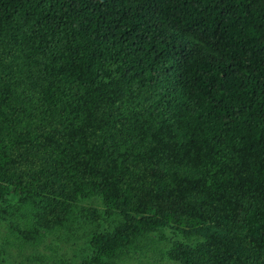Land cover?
<instances>
[{
  "label": "trees",
  "instance_id": "16d2710c",
  "mask_svg": "<svg viewBox=\"0 0 264 264\" xmlns=\"http://www.w3.org/2000/svg\"><path fill=\"white\" fill-rule=\"evenodd\" d=\"M2 222L264 264V0H0Z\"/></svg>",
  "mask_w": 264,
  "mask_h": 264
},
{
  "label": "rangeland",
  "instance_id": "374dc122",
  "mask_svg": "<svg viewBox=\"0 0 264 264\" xmlns=\"http://www.w3.org/2000/svg\"><path fill=\"white\" fill-rule=\"evenodd\" d=\"M99 211L102 206H97ZM92 226L77 228L78 232L68 236L54 233L47 236L39 245L23 244L16 239L7 222L0 223V245L3 264H55L59 261H82L87 254V233ZM166 239L157 243L158 235H152L156 241L147 252L133 254L124 264H176L166 256L173 242L181 240L165 231ZM69 237V238H68Z\"/></svg>",
  "mask_w": 264,
  "mask_h": 264
}]
</instances>
